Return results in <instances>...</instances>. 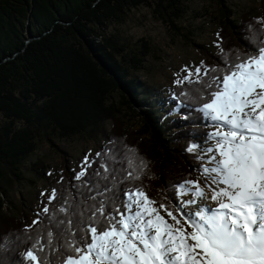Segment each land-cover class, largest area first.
Wrapping results in <instances>:
<instances>
[{
	"label": "trees",
	"instance_id": "16d2710c",
	"mask_svg": "<svg viewBox=\"0 0 264 264\" xmlns=\"http://www.w3.org/2000/svg\"><path fill=\"white\" fill-rule=\"evenodd\" d=\"M194 1L0 0V236H9L10 241L9 249H0V264H18L23 251L32 244L28 237L46 234L51 228L41 213L40 224L30 232L22 231L21 227L27 226L25 221L6 211L7 207L12 210L9 197L13 186L34 182L26 177V169L41 178L47 175L43 174L47 162L43 158L33 160L42 142L60 151L55 140L79 136L106 139L92 155L91 161L96 162L82 180H75L78 172L68 166L59 178L50 181L52 189H58V200L63 193L78 211L94 203L78 194L90 188L95 191L93 184L111 189L105 197L139 186L158 204L179 206L172 193L180 181L191 180L201 172L199 154L187 148L207 140V119L198 111L200 105L195 98L183 94L193 85H176L172 89L175 100L167 103L174 107L179 104L178 116L164 114L166 96L152 95L138 76L153 52L151 41L143 37L136 41L124 39L119 28L135 9L146 7L169 23L176 35L193 42L192 33L180 22ZM215 2L219 5V51L214 53L204 44H193L205 66L222 68L225 60L231 62L236 56L253 53L255 33L264 30V25L256 23V18H264V0H259V15H236L228 0ZM125 109L135 115L126 114ZM136 116L137 127L128 125L125 117ZM117 147L123 151L115 157L106 151ZM97 153L101 155L97 157ZM125 153L134 155L137 164L140 159L146 162L147 167L139 171V180L125 178ZM104 163L110 169L108 180L102 179V169L100 176L95 174L98 165ZM89 178L92 184H85ZM100 199L97 196V201ZM47 200V196L42 197V207ZM59 206L53 201L50 211ZM62 215L58 213L57 218ZM59 255L57 252L49 259L56 261Z\"/></svg>",
	"mask_w": 264,
	"mask_h": 264
},
{
	"label": "snow or ice",
	"instance_id": "6c2138e0",
	"mask_svg": "<svg viewBox=\"0 0 264 264\" xmlns=\"http://www.w3.org/2000/svg\"><path fill=\"white\" fill-rule=\"evenodd\" d=\"M256 23L264 25V18ZM252 43L253 53L225 60L222 68L203 62L194 69L186 66L181 71L187 74L174 81L178 87L194 86L183 94L195 98L214 129L205 134L214 143L197 157L203 186L199 177L180 181L172 193L179 204L175 207L158 204L143 187L105 197L111 189L93 184L95 191L78 193L94 202L85 211L73 208L63 193L58 200L53 188L25 231L41 223V213L51 228L28 237L32 244L18 264H264V30H257ZM198 148L192 144L187 151ZM106 151L115 157L123 150ZM124 158L125 178L139 180L146 162L137 164L128 153ZM95 162L86 155L74 179L87 176ZM99 169L108 180L109 165H98L97 176ZM84 183L92 184L91 178ZM53 201L60 206L50 211ZM9 242V236H0V249ZM57 252L59 257L51 261L49 256Z\"/></svg>",
	"mask_w": 264,
	"mask_h": 264
},
{
	"label": "rangeland",
	"instance_id": "374dc122",
	"mask_svg": "<svg viewBox=\"0 0 264 264\" xmlns=\"http://www.w3.org/2000/svg\"><path fill=\"white\" fill-rule=\"evenodd\" d=\"M228 2L236 10V15L240 12L243 14L247 12L260 14L259 0H228ZM189 5L191 7L190 12L180 24H184L186 30L192 33L193 42L185 41V38L176 35L171 30L169 23L159 19L146 7L135 9L129 21L119 28V33L124 39L136 41L138 38L143 37L151 41L153 52L147 57L145 68L138 72V76L141 81L150 87L153 92L152 95L160 94L166 96V104L164 103L162 108L167 110L164 114L171 118L172 116H178L179 107L176 101L177 106L175 107L167 103V101L172 102V98L174 99L172 93V89L176 86L174 81L187 74L181 71L186 66L194 69L195 66H200L202 62V56L197 45L204 44L209 49H212L214 53L219 51L220 39L217 33L219 20L218 3L215 0H197ZM194 42L197 45H194ZM117 96L119 95L117 94ZM153 97L151 96V99ZM125 113L135 115L132 112H127V109H125ZM125 118L128 125L138 123L139 120L137 116ZM207 123L209 132L213 131L212 122L207 120ZM109 126L108 124L107 127ZM177 129H172V131ZM55 141L59 145L60 151L52 148L47 142H42L39 143L33 157V160L43 158L47 162L48 167L43 173L47 175L41 178L36 176V172L26 169V177L34 180V182L14 185L10 193L9 200H12V203L10 202L12 210L10 211L7 207L8 210L6 211L12 216L15 215L16 217L17 215L25 221L26 225H31L37 219V213L43 208L42 197H48L52 191L50 181L59 178L61 170L68 166L74 167L77 172H80L85 156L87 155L91 162L92 155L98 151V147L106 143V139L102 137L89 139L84 136L74 137L68 141ZM212 143L214 142L207 140L205 142H194V144L199 145L197 152L200 154H202L200 149L208 147ZM48 175L49 179L47 178ZM198 177L203 186L205 177L201 175V172L192 180H196ZM187 198L185 197L184 199ZM206 203L215 207V202L207 201ZM25 229L26 226L21 227L22 231H25ZM7 249H9V246H7Z\"/></svg>",
	"mask_w": 264,
	"mask_h": 264
},
{
	"label": "bare ground",
	"instance_id": "6f19581e",
	"mask_svg": "<svg viewBox=\"0 0 264 264\" xmlns=\"http://www.w3.org/2000/svg\"><path fill=\"white\" fill-rule=\"evenodd\" d=\"M210 201V200H209ZM210 202H212V201H210Z\"/></svg>",
	"mask_w": 264,
	"mask_h": 264
}]
</instances>
